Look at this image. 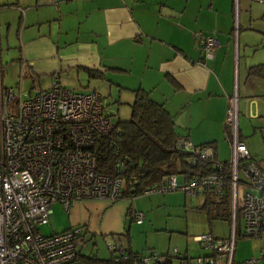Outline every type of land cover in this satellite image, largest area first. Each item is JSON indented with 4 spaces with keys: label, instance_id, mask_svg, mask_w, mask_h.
<instances>
[{
    "label": "crops",
    "instance_id": "crops-1",
    "mask_svg": "<svg viewBox=\"0 0 264 264\" xmlns=\"http://www.w3.org/2000/svg\"><path fill=\"white\" fill-rule=\"evenodd\" d=\"M255 3L0 0L1 75L4 64L15 72L18 84L22 73L20 84L31 82L27 90L31 94L48 89L54 76L72 90L92 85L103 95L107 109L111 107L109 99L130 106L134 91L143 90L170 114L180 138L195 147L211 144L206 147L208 153L220 161L231 154L224 119L228 98L235 96L237 125L241 112L252 121L238 128L239 136L251 157L261 161L264 78L248 73L249 67L264 65V12ZM200 32L212 34L218 42L207 55L197 42ZM246 139L253 141L250 144ZM198 195L205 197L203 192ZM129 209L136 210L128 198L77 201L67 211L61 231L81 226L89 236H119L138 252L131 246L130 228L141 225L145 214L138 224ZM262 246L261 241L254 244L242 262L257 255ZM176 251L179 257H173L171 264H182L188 252ZM198 252L197 256L205 254L200 247ZM157 253L170 255L163 247H158Z\"/></svg>",
    "mask_w": 264,
    "mask_h": 264
},
{
    "label": "built area",
    "instance_id": "built-area-1",
    "mask_svg": "<svg viewBox=\"0 0 264 264\" xmlns=\"http://www.w3.org/2000/svg\"><path fill=\"white\" fill-rule=\"evenodd\" d=\"M197 42L206 55L218 46L212 34L198 33ZM22 76L17 90L4 86L0 66V264H84L80 249L89 235L81 226L51 235L40 231L49 221L52 204L68 211L81 200L116 202L136 179L131 176L126 185L128 156L120 154L113 140L109 146L116 156L114 173L97 170L93 146L115 128L99 91L68 89L54 76L48 89L31 94L21 89ZM237 114V99L230 96L224 119L231 148L228 160H217L203 148L199 158L210 163L211 173L182 183L173 174L142 193L208 192L219 200L226 197L231 236H194L205 254L182 258V264H234L237 237L260 239L264 234V160L253 159L239 138ZM176 146L194 151L187 139H179ZM129 215L138 224L144 219V213L134 209ZM237 215L243 222L240 230ZM104 242L109 264H163L167 259L156 251L133 257L119 236H105ZM171 256L179 257L176 249ZM262 263L264 246L243 264Z\"/></svg>",
    "mask_w": 264,
    "mask_h": 264
},
{
    "label": "trees",
    "instance_id": "trees-1",
    "mask_svg": "<svg viewBox=\"0 0 264 264\" xmlns=\"http://www.w3.org/2000/svg\"><path fill=\"white\" fill-rule=\"evenodd\" d=\"M248 73L264 78V65L249 67ZM134 93V99L129 106L130 118L115 122V128L110 135L93 146V151L98 158L97 170L100 173L108 175L114 173L116 156L109 146L110 141L113 140L118 146L121 155L128 156L123 176L126 185L131 176L135 177L136 183L132 187L128 186L123 198L134 199L142 196L145 188L154 186L173 174L177 176V182L182 183L211 173L210 163L203 162L199 158L200 151L211 144L193 146L192 152L179 149L176 144L181 138L174 129L172 117L163 105L154 102L143 90L138 89ZM192 158H196L195 163L191 161ZM203 194L204 203L200 209L206 212L208 220H229L230 211L226 197L219 200L208 192ZM212 209H217L214 216L211 214ZM128 249L133 257L147 255L154 251L149 250L143 253L133 252L129 247ZM162 256L167 258L163 264L172 263L171 255ZM81 260L84 264H109L110 256L107 260H101L97 257L82 255Z\"/></svg>",
    "mask_w": 264,
    "mask_h": 264
},
{
    "label": "rangeland",
    "instance_id": "rangeland-1",
    "mask_svg": "<svg viewBox=\"0 0 264 264\" xmlns=\"http://www.w3.org/2000/svg\"><path fill=\"white\" fill-rule=\"evenodd\" d=\"M255 7H259L264 12V4L257 3ZM262 4V5H261ZM237 5V4H236ZM2 82L4 86L18 89V81L13 70L3 65ZM32 87L31 82L23 81L21 89L25 92ZM35 89V87H34ZM79 92H87L93 90L92 85H83L73 89ZM108 111L114 122L126 121L130 118V107L125 104H117L109 99ZM252 123L241 112L238 117V128ZM247 140V139H246ZM253 140H247L252 143ZM180 182L181 179L179 178ZM133 200V207L137 211L145 214V219L141 225L132 224L130 228L131 246L138 252L146 253L149 250L158 252V247H163L170 251L175 248L180 253L186 250L188 257L194 258L199 254L198 244L192 240L194 236L211 233L222 239L231 236V222L228 220L212 219L208 220L206 212L200 207L204 203L203 195L188 196L182 191H171L165 193H153L150 196H139ZM217 209H212L211 214L214 216ZM67 220V211H65L58 203L51 206V214L47 224L40 227V231L44 235H51L60 232ZM237 229L242 228L243 222L240 215H237ZM264 236V235H262ZM90 238V239H89ZM250 242L243 243L242 240ZM252 240V241H251ZM264 243V237L261 240L253 238H240L236 241L235 262L243 264V260L248 256L246 253L254 244ZM86 245L81 248V253L85 257H98L105 259L108 257L104 238L101 235H93L85 238ZM196 254V255H195ZM264 264V263H262Z\"/></svg>",
    "mask_w": 264,
    "mask_h": 264
}]
</instances>
